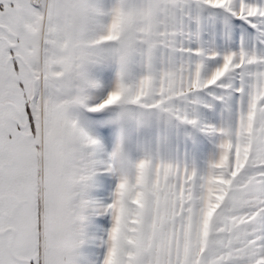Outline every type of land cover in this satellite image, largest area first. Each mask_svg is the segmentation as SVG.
<instances>
[{"label": "snow or ice", "instance_id": "6c2138e0", "mask_svg": "<svg viewBox=\"0 0 264 264\" xmlns=\"http://www.w3.org/2000/svg\"><path fill=\"white\" fill-rule=\"evenodd\" d=\"M0 264H264V0H0Z\"/></svg>", "mask_w": 264, "mask_h": 264}]
</instances>
